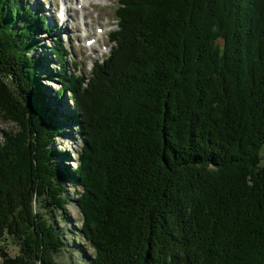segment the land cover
Instances as JSON below:
<instances>
[{"label": "trees", "instance_id": "trees-1", "mask_svg": "<svg viewBox=\"0 0 264 264\" xmlns=\"http://www.w3.org/2000/svg\"><path fill=\"white\" fill-rule=\"evenodd\" d=\"M26 1L0 0V117L18 128L0 142L1 264H58L42 204L62 210L66 182L90 264H264V0H118L87 77L53 40L46 101L68 95L81 142L65 171L30 55L49 28Z\"/></svg>", "mask_w": 264, "mask_h": 264}, {"label": "rangeland", "instance_id": "rangeland-1", "mask_svg": "<svg viewBox=\"0 0 264 264\" xmlns=\"http://www.w3.org/2000/svg\"><path fill=\"white\" fill-rule=\"evenodd\" d=\"M60 3L61 0L27 1L28 6L38 7L39 13L47 18L48 26L53 31L52 34L50 32L39 33L35 36L36 44L32 46L33 51L30 55L41 56L43 60L44 67L38 70L40 89L44 104L48 102L50 108H54L58 113L55 116V121L60 125V135L55 138L52 146L56 152L67 154L65 159L57 161V166L65 171L66 169L71 170L77 165V153L81 142L77 134L76 123L66 121V116L71 112L68 95H63L60 98L59 105L50 103V100L46 101V98L54 97V93L60 87L52 76L56 69L49 57V47L53 45V40L60 39L74 58L76 66L79 67L78 72L85 77L89 76L92 62L101 61L109 54L111 45L108 36L116 29L113 20L118 0H88L85 4V11L74 13L73 18L68 20H61L58 15V10L61 8ZM71 4H76L75 0H71ZM97 28L103 29L102 34L95 32L98 31ZM82 29H89L88 37H94L96 44L94 43L90 47L85 46L84 39L79 37V30ZM66 62L69 69L74 71L69 60ZM2 132L16 133L18 128L14 123L6 122L0 117V142L2 141ZM64 191L69 203L62 210L42 204L45 215L63 236V248L56 256V261L58 264H90L93 251L80 235L81 213L73 201L80 194L81 189L72 182H66ZM5 249L12 257L19 253L16 242L8 241Z\"/></svg>", "mask_w": 264, "mask_h": 264}, {"label": "bare ground", "instance_id": "bare-ground-1", "mask_svg": "<svg viewBox=\"0 0 264 264\" xmlns=\"http://www.w3.org/2000/svg\"><path fill=\"white\" fill-rule=\"evenodd\" d=\"M87 1L88 0H84L83 1V3H87ZM76 4H80V2H78L77 1V3ZM83 10H84V8H83ZM62 11H64V10H62ZM82 13V12H81ZM242 23V22H241ZM240 23V24H241ZM89 30V29H88ZM72 63H74V62H72ZM231 63V62H230ZM230 65V64H229ZM247 66V65H246ZM136 67V66H135ZM198 68V67H197ZM225 69V68H224ZM140 70V69H139ZM199 71V70H198ZM241 71V70H240ZM244 71H246V69L244 70ZM113 72V71H112ZM126 72V71H125ZM127 73V72H126ZM129 73V72H128ZM127 73V74H128ZM132 73V72H131ZM186 73H188V72H186ZM249 73V72H248ZM137 74V73H136ZM135 74V75H136ZM143 74V73H142ZM126 75V74H125ZM108 76V75H107ZM113 76V75H112ZM122 76V75H121ZM134 76V75H133ZM144 76V75H143ZM128 77V76H127ZM136 78V77H135ZM142 78V77H141ZM127 79V78H126ZM146 79V78H145ZM129 80V79H128ZM124 81V80H123ZM136 81V80H135ZM131 82V81H130ZM150 82V81H149ZM122 83H124V82H122ZM151 85V84H150ZM139 87H140V85H138ZM143 87V86H142ZM39 90V89H38ZM136 90V89H135ZM145 90V89H144ZM150 91H151V89H150ZM139 93V92H138ZM144 93V92H143ZM236 93V92H235ZM144 95V94H143ZM105 96V95H104ZM243 96V95H242ZM236 98V97H235ZM241 98V97H240ZM246 98V97H245ZM177 105V104H176ZM76 106V105H75ZM179 107V106H178ZM176 109V108H175ZM152 114V113H151ZM198 114V113H197ZM151 117H152V115H151ZM162 118V117H161ZM156 119H157V117H156ZM85 129H86V127H85ZM99 132V131H98ZM181 132V131H180ZM100 133V132H99ZM94 134V133H93ZM151 135V134H150ZM178 135H180L179 133H178ZM181 136V135H180ZM172 137V136H171ZM100 138H101V136H100ZM153 138V137H152ZM180 138V137H179ZM157 140V139H156ZM167 140V139H166ZM191 142V141H190ZM175 143V142H174ZM234 150V149H233ZM88 152V151H87ZM87 152H86V154H87ZM167 152V151H166ZM134 153V152H133ZM220 153V152H219ZM143 155V154H142ZM94 156V155H93ZM156 156V155H155ZM171 156V155H170ZM156 163V162H155ZM158 163V162H157ZM149 165V164H148ZM127 166V165H126ZM154 167V166H153ZM155 168V167H154ZM157 168V167H156ZM155 172V171H154ZM140 174V173H139ZM142 178V177H141ZM133 221V220H132ZM152 226V225H151ZM159 227V226H158ZM155 231V230H154ZM154 233V232H153ZM190 233V232H189ZM179 234V233H178ZM171 241V240H170ZM244 261V260H243Z\"/></svg>", "mask_w": 264, "mask_h": 264}]
</instances>
